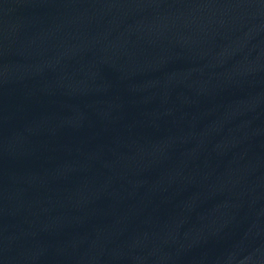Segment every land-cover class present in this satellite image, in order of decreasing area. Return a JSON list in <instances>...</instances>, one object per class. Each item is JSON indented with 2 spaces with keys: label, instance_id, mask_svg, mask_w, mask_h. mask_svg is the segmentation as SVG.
<instances>
[{
  "label": "water",
  "instance_id": "water-1",
  "mask_svg": "<svg viewBox=\"0 0 264 264\" xmlns=\"http://www.w3.org/2000/svg\"><path fill=\"white\" fill-rule=\"evenodd\" d=\"M0 264H264V0H0Z\"/></svg>",
  "mask_w": 264,
  "mask_h": 264
}]
</instances>
